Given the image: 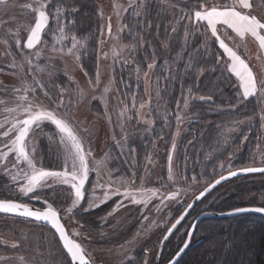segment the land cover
Returning <instances> with one entry per match:
<instances>
[{"label":"rangeland","instance_id":"1","mask_svg":"<svg viewBox=\"0 0 264 264\" xmlns=\"http://www.w3.org/2000/svg\"><path fill=\"white\" fill-rule=\"evenodd\" d=\"M94 1L98 17L94 38L88 33L78 32L75 29L76 18L70 15V10H67L76 9L75 6L57 5L52 0L48 9L49 25L41 35V43L31 50L23 48V45L27 39V26L34 24V14L22 5L31 3L32 0L0 2V69H2L0 100L7 101L6 104H0V120L7 115L4 112L5 107H15L19 103V97L24 95L25 86L36 88L37 102L42 103L49 110H56L58 116L67 118L78 130L85 151L89 153L87 160L90 169L85 184V199L70 213L67 209L71 207L73 197L67 185L57 184L52 189L47 187L38 189L35 194H29L27 197L19 192V184L11 180V175L16 174V170L11 168L15 163L13 154H10L6 161L11 175L6 174L5 165L0 164V195L7 193L2 195L3 198L31 201L43 206H45L44 200H47L58 210L69 235L85 249L91 264H145V261L147 264H158L161 253L166 254L163 246L164 250L162 248L157 255L165 230L182 206L203 188L207 178L210 177L206 175L208 173H202V167L200 168L202 163L199 158L195 157L193 161L189 157L191 144L189 139L185 141L189 126L192 122H197L187 113L189 99L207 97L192 95L193 93L187 90L176 105L171 124L168 121L170 116L167 117L168 114L165 113L166 104L161 102L162 92L157 90V94H154L158 96L157 98L152 97L151 94L157 83L163 82L164 86L169 72L155 65L151 69L147 68L137 73L142 85L136 86L133 94L135 59L132 46L127 39L128 28H124V25H127L126 14L132 10L129 7L130 0ZM57 8L60 9L59 22L56 19ZM192 18L195 20L194 13ZM6 21L8 23H5ZM109 23L112 26L111 33L108 31ZM61 26L64 28L62 34L59 31ZM218 28L225 43L238 55L245 56L242 55L241 58L245 59L252 68L258 81L264 80V66L262 64L257 66L259 59L263 61V58L258 56L259 53L253 50L257 56L252 57L248 41L240 40L228 29L227 36L232 37L229 40L223 35L225 29L221 26ZM73 36L79 42L77 43L79 60L67 52V49L72 47ZM5 39L9 40V44L3 42ZM16 39H20L21 48L15 46ZM80 43L85 47L81 48ZM61 49L63 51H60ZM37 51L41 53L39 58L35 55ZM87 51L91 52L86 55ZM221 51L223 52V49ZM90 55L91 68L85 63L86 56L88 58ZM224 56L229 65L231 61L225 54ZM28 60H31V64ZM251 61L256 65L253 66ZM13 64L16 66L12 67ZM118 66L129 74L128 80L126 78L129 84L122 81L127 84L125 96L121 95L116 86L115 70ZM233 76L236 78L234 74ZM36 81L43 84L44 88L40 89ZM236 81L241 94L240 82L237 78ZM17 88L20 89L19 92L14 91ZM139 89L141 92L138 93ZM44 92L48 95L45 96ZM257 95L261 104L256 108L258 121L254 123L253 133L249 135L250 132L245 128L247 124L245 116L228 124L232 126L229 129L231 134L242 129L234 146L244 145L246 140H249L247 142L249 145L252 144L251 140L254 142L252 162H245L246 164L241 167L264 165L262 163L264 120L260 118L264 115V96L259 93ZM61 96L64 103L57 109ZM29 98H33L31 93ZM157 100L160 103H155ZM160 109L163 111L162 114L157 113ZM19 118L22 119L23 116ZM155 122L169 126L168 131L165 127L155 129ZM41 129L30 134L28 146L30 153L34 141L37 151L33 155L37 166L50 170H63L64 145L60 142L58 130L49 122H43ZM85 129L87 131H84ZM151 131L153 133L149 136ZM254 132L255 135L252 137ZM135 133L136 135L140 133L137 138V142L140 139L138 144L136 141L133 142ZM7 142L6 139L0 138V151H6L3 146ZM236 152L237 150L229 152L225 161L221 160L217 166L211 168L210 173L220 171L225 173L236 169L232 162ZM169 154L172 156V180L168 178ZM18 170L29 171L24 163L18 165ZM249 178H264V175L251 174L234 179L238 181ZM121 181H127V184ZM118 187L121 193L125 187L156 189L158 195L152 197L145 206L132 203L130 198H125L123 195H112ZM177 190L179 195L175 201H165L164 204L167 206L161 205L162 195L167 196L169 192ZM105 191L109 192L110 198L100 203ZM93 195L100 198L95 201L99 204L98 207L90 206ZM35 196H39L40 199H36ZM119 202H123V207L113 212ZM257 203L264 205V198L259 197ZM157 206H160L159 211ZM145 217L148 219L145 220ZM183 232L184 227L179 228L174 237L177 239L176 235ZM13 243L18 246L13 248ZM20 257L24 259L21 260ZM0 264H71V262L55 233L48 226L29 218L0 213Z\"/></svg>","mask_w":264,"mask_h":264},{"label":"trees","instance_id":"2","mask_svg":"<svg viewBox=\"0 0 264 264\" xmlns=\"http://www.w3.org/2000/svg\"><path fill=\"white\" fill-rule=\"evenodd\" d=\"M54 1V4L57 5L75 6L78 11H71L70 14L76 18L75 29L78 32L88 33L91 38H94L98 27L94 0ZM212 1L208 0V4L210 5ZM202 2L203 0H149L150 8L146 17L134 18L133 10H131L126 14L125 22L128 26L127 39L132 46L135 59L133 94H135V87L142 85L141 80H138L137 73L147 70L148 65L153 62V65L159 69L169 72L168 80L165 78L164 86L163 82L162 84L161 82L157 83L151 94L152 97L157 98L158 96L154 94L158 91L162 92L161 102L166 104V109H164L168 114L167 117L170 116L168 121L171 124L176 112V105L187 90L189 93H193L192 95L212 97L211 101L196 97L190 98L187 111L197 122H192L189 126L185 141L189 139L191 144L189 157L193 161L195 157L199 158L202 163L200 166L203 168H201L202 173H208L206 175L210 176L207 178L205 186L224 173V171L210 172L211 168L217 166L221 160L225 161L229 152L237 150L233 155L235 157L231 158L233 166L236 168L244 166L245 162H250L253 159V140H251V145L247 143L249 140H246L244 145L234 146L242 129L239 132L234 130L235 133L231 134L229 129L232 126L228 124H232V120H238L239 117L245 116L247 122L245 128L250 132V135L255 129V121H258L256 108L261 102L258 95L247 99L242 97L238 91L236 78L228 69L226 57L215 38L208 34L209 30L205 28L204 23H196L193 18L191 21L184 18L186 13L192 17L194 11L200 9L199 5ZM215 2L225 3L229 0H215ZM138 19L142 21L140 24H138ZM149 22L151 27L147 26ZM89 52L91 51H87L86 55ZM91 58V55L85 58L88 67L91 64ZM189 64L191 67H188ZM115 74L116 86L121 95L125 96L127 84L122 81L127 82L129 74L121 66L116 68ZM198 76H200L199 80ZM127 83L129 84V82ZM139 92H141L140 89ZM156 98L152 99L156 100ZM155 103H160V101L157 100ZM162 112V109L157 111L158 114H162ZM164 127L168 131L169 126H162L161 123L155 122V129ZM240 127L243 128L241 125ZM137 130L135 132H138ZM152 133L151 131L149 136ZM135 135L133 134V142H137L140 133ZM253 174L264 175V173ZM248 175L251 174L237 177L239 179ZM234 178L218 185L195 203L165 243L166 254L161 253L160 263L168 261L178 250L191 222L201 212L206 210L224 211L247 204L260 205L257 203V199L264 198V178L238 181ZM2 195H7V193H2ZM2 195L0 198H3ZM188 202L182 206L179 213ZM181 227H184V232L176 235L178 237L176 239L174 235ZM176 264H264V215L245 212L232 216L202 218L195 226L191 243Z\"/></svg>","mask_w":264,"mask_h":264},{"label":"snow or ice","instance_id":"3","mask_svg":"<svg viewBox=\"0 0 264 264\" xmlns=\"http://www.w3.org/2000/svg\"><path fill=\"white\" fill-rule=\"evenodd\" d=\"M2 2V0H0ZM52 0H32L31 3L22 5L23 8L29 10L34 14V24L27 26V39L23 45V48L34 49L38 44L41 43V35L44 33L45 29L49 25L50 14L49 7ZM255 5V0H231L230 3H216L208 4V0H203L200 3V10L194 12L195 22H203L207 30H210V34L215 38L219 47L223 49L224 54L228 57L231 63L228 65L229 71L236 76L240 82V88L242 89L241 95L243 98L247 99L250 97H255L258 93L264 96V80L258 81L256 75L253 73L252 68L249 64L242 59L240 55L225 43V39L221 38L220 28L221 26L225 29L223 35L225 38L231 40L232 37L227 36V30L230 29L243 40L246 36L254 38L258 44L259 49L264 51V17H258L253 14V9ZM129 7L133 10L134 18L146 17L148 15V10L150 8L149 0H130ZM172 7V5H169ZM128 9H125L127 11ZM70 11H78V9H71ZM60 9L57 8V22L60 21L61 16L59 15ZM185 19L189 21L192 17L189 14H185ZM111 18H109L110 20ZM142 21L138 19V24ZM5 23H8L7 21ZM151 27L150 22L147 25ZM124 28H128L124 25ZM60 33L64 32L63 26L59 29ZM108 31L111 33L112 26L111 23L108 24ZM175 31V28H173ZM187 35V32H186ZM11 38V36H9ZM6 45L9 44V40L5 39L3 41ZM77 43H79L76 38L72 37V47L67 49L69 55L75 57L79 60V53L77 51ZM15 46L21 48L20 39L15 40ZM239 46V45H237ZM80 47L83 48L85 45L80 43ZM60 51H63L62 49ZM10 54V53H9ZM21 54H23V49H21ZM36 57L39 58L41 53L36 52ZM191 59V57H190ZM31 64V60H28ZM16 65L13 64L12 67ZM191 67V64L188 65ZM148 68H153V64H149ZM2 71V69H0ZM203 71V70H201ZM147 76V73H145ZM37 86L40 89L44 88L43 84L36 81ZM15 92H19L20 89H14ZM24 95L19 97V103L15 107H5L4 112L7 115L3 120H0V138L6 139L8 142L4 144L6 151H0V164H4V171L6 174L11 175L10 170L6 166V161L10 154L14 155L15 163L12 164V170H16L15 175H11V180L19 184V192H21L25 197L29 194H35L38 189L42 188H54L55 185H67L69 186L72 198L71 207L67 209L70 213L74 208L81 205V202L85 199V184L89 175V166L87 156L89 153L85 151L82 137L78 134V130L74 128L72 123L64 117L58 116L56 110H49L47 107L43 106L42 103L37 102V97L35 95L36 88H30L25 86ZM32 94V99L29 98V94ZM47 96L48 93L44 92ZM201 100L211 101L212 97L207 98L200 97ZM7 101L0 100V104H6ZM63 96L60 98V103L57 105V109L63 106ZM143 107V105H141ZM23 118H19L20 116ZM264 120V115L260 117ZM179 119V117H178ZM43 122H49L56 127L60 134V142L64 145V168L63 170H50L44 167H38L34 159V153L37 151V146L35 142H32L31 153L29 151V137L30 134L35 133L37 130H42L41 125ZM84 131H87L86 129ZM51 139V137H49ZM175 148V144H173ZM172 156L169 154V180L173 179V172L171 167ZM24 163L27 165L29 171L22 172L18 170V165ZM264 163V161H262ZM240 172H261L264 173V167H245L239 169ZM237 171H229L227 176L221 175L218 179H215L212 183L207 184V187L196 196L195 199L199 200L203 197L210 189L215 187V185L220 184L221 181L227 179L230 176L237 175ZM195 180V177H193ZM22 181V183H21ZM51 181V183H49ZM127 184V181H121ZM100 186V185H98ZM102 187V186H100ZM120 194L125 198H130L132 203L144 204L147 206L152 197L158 195V190L156 189H145L141 188H129L125 187L124 191L121 193L119 187L112 192V195ZM162 195V194H161ZM179 195V190L169 192L167 196L161 198V205L165 201H175ZM36 199H40L39 196H35ZM109 192L105 191L104 198L100 200V203L106 202L109 199ZM100 199L93 195V199L90 202V206L98 207L95 201ZM45 207L33 208L27 203H19L13 200H0V213L12 214L16 216H22L25 218H31L37 222H46L51 225L59 235V240L63 243V248L66 249L67 254L70 256L71 264H90L89 259H87V253L80 243L76 240L71 239L65 230L63 223H61V217L56 208L52 204L44 200ZM192 204H188L184 212L171 224L168 228V233L171 234L173 229H176L177 225L184 220L187 215V210L192 208ZM120 207H123V202H119L113 212L117 211ZM160 210V206H157V211ZM87 211V209H85ZM245 211H257L264 213V207H259L255 209H245V208H235L232 213H239ZM112 215V213H109ZM145 220L148 217L144 218ZM189 239L184 241L183 247L180 248L179 252L176 253L178 257L184 250L189 246L192 232L187 233ZM168 236L166 235L164 239L166 240ZM18 245L16 243L12 244L13 248ZM23 260V257H20ZM147 264V261H145ZM170 264H176L175 259L170 261Z\"/></svg>","mask_w":264,"mask_h":264},{"label":"water","instance_id":"4","mask_svg":"<svg viewBox=\"0 0 264 264\" xmlns=\"http://www.w3.org/2000/svg\"><path fill=\"white\" fill-rule=\"evenodd\" d=\"M247 167H264V165H258V166H247ZM242 168H245V167L236 168V169L231 170V171H237L238 174L235 175V176H230V177H228L227 179L221 181L220 184H222L223 182L228 181V180H230V179H232V178H234V177H237V176L247 175V174H252V173H261V172L247 173V172H240V171H238L239 169H242ZM228 172H229V171H227V172H225V173H223V174H221V175L227 176ZM221 175H219V176L216 177L215 179H218ZM215 179H214V180H215ZM214 180H213V181H214ZM213 181H211L210 183H212ZM208 184H209V183H208ZM220 184L215 185V187H213L212 189H210V190H209L204 196H206L208 193H210L213 189H215V188H216L218 185H220ZM205 187H207V185H205L201 190H199V191H198V192H197V193L191 198V200L188 202V204H192V205L194 206L195 203H196L197 201H199L200 199H202L204 196L201 197L199 200L195 199V197H196V196H199V193H200L201 191H203ZM0 200H13V201H16V202H19V203H27V204H29L31 207H33L34 209H35V208H41V209H43V208L45 207V206H41V205H38V204H35V203H32V202L22 201V200H18V199L0 198ZM188 204H187V205H188ZM187 205H186V206L184 207V209L179 213V215H178V216H177V217H176V218H175V219L169 224V226H168L167 229L165 230V232H164V234H163V236H162V238H161V241H160V243H159V246H158L157 255L160 254V252H161V250H162V248H163L165 242L168 240V238L170 237V235H171V234L173 233V231L175 230V229H173L172 233L169 234L168 231H167L168 228H170V227H171V224L174 223L175 220H176L177 218H179V216L184 212V210L187 208ZM193 206H192V208H193ZM259 207H264V206H261V205H242V206H238V207L230 208V209H227V210H224V211H210V210L203 211V212H201L200 214H198V215L193 219V221L191 222V224H190V226H189V228H188L187 233H189V232H192V233H193L194 230H195V226H196V224H197L202 218L207 217V216H211V217H223V216H232V215H236V214H240V213H245V212H254V213H259V214H261V215H264V213L257 212V211H245V212H239V213H232V210L235 209V208L255 209V208H259ZM192 208H190V209L187 210V215H188V213L191 211ZM3 214H6V213H3ZM8 215H12V214H8ZM187 215H186V216H187ZM13 216H16V215H13ZM186 216H185V217H186ZM19 217H22V216H19ZM24 218H25V217H24ZM29 219H31V218H29ZM32 220H33V219H32ZM182 221H183V220H182ZM182 221H181V222H182ZM41 223H43V224L49 226V227L55 232V230L51 227V225L47 224L46 222H42V221H41ZM61 223H63L62 220H61ZM63 225H64V223H63ZM178 225H179V224H178ZM178 225H177V226H178ZM64 227H65V225H64ZM176 228H177V227H176ZM65 230H66V232H67L66 227H65ZM67 233H68V232H67ZM55 234H56V236H57V238H58V241L60 242V245H61L62 249L64 250V252L66 253V255L68 256V258H69V260H70V256L67 254L66 249L63 248V243H62V241L59 240V235H58V233L55 232ZM68 235H69V233H68ZM166 235L168 236V238L165 240L164 237H165ZM69 237H70L71 239H73L70 235H69ZM191 238H192V237H191ZM188 239H189V237H188V235L186 234V237H185L184 241H185V240H188ZM184 241L182 242V244L180 245V247L178 248V250L173 254V256H172L168 261H166V262H164V263H160V264H170V261H173L174 259H175V262H177L183 253H181L178 257L176 256V253L179 252V250H180L181 247H183V245H184ZM190 243H191V240H190ZM190 243H189V244H190ZM185 250H186V249H185ZM185 250H184V251H185ZM87 259H89L88 256H87ZM89 261H90V259H89ZM90 264H91V261H90Z\"/></svg>","mask_w":264,"mask_h":264},{"label":"crops","instance_id":"5","mask_svg":"<svg viewBox=\"0 0 264 264\" xmlns=\"http://www.w3.org/2000/svg\"><path fill=\"white\" fill-rule=\"evenodd\" d=\"M231 0H229L228 3H230ZM253 14L257 15L258 17H264V0H255V5H254V9L252 10ZM243 40L248 41L250 44L249 50L251 51V56L252 57H256L257 55L254 53V51H257V53H259V57L263 58V61H261V59H259V63L257 66H260L261 64L264 66V51H261L259 49V44L258 42L250 37V36H246ZM255 44V45H253ZM254 50V51H253ZM243 55V54H242ZM241 55V56H242ZM244 56V55H243ZM251 56H249L251 58ZM245 57V56H244ZM252 62V61H251ZM253 66H255L256 64H254L252 62Z\"/></svg>","mask_w":264,"mask_h":264},{"label":"flooded vegetation","instance_id":"6","mask_svg":"<svg viewBox=\"0 0 264 264\" xmlns=\"http://www.w3.org/2000/svg\"><path fill=\"white\" fill-rule=\"evenodd\" d=\"M22 201H25V200H22ZM28 202H31V201H28ZM32 203H34V202H32ZM36 204V203H35ZM41 206H43V205H41ZM61 217V216H60ZM61 220H62V218H61ZM63 221V220H62ZM64 223V222H63ZM47 226V225H46ZM49 227V226H48ZM50 228V227H49ZM51 229V228H50ZM52 230V229H51ZM53 231V230H52ZM54 232V231H53ZM68 232V231H67ZM55 233V232H54ZM56 235V234H55ZM57 237V236H56ZM88 256V255H87ZM158 264H160V263H158Z\"/></svg>","mask_w":264,"mask_h":264}]
</instances>
